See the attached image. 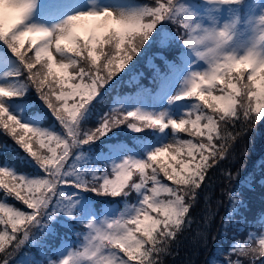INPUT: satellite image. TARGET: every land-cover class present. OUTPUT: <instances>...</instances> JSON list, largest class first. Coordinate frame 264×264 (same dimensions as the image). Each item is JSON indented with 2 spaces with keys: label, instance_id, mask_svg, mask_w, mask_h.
Instances as JSON below:
<instances>
[{
  "label": "snow or ice",
  "instance_id": "1",
  "mask_svg": "<svg viewBox=\"0 0 264 264\" xmlns=\"http://www.w3.org/2000/svg\"><path fill=\"white\" fill-rule=\"evenodd\" d=\"M161 3L169 11H162L151 20L144 19L142 13L135 19L136 28L127 26V22L122 24L113 10L104 9L73 16L66 26L54 33L35 26L21 27L32 12L35 0H0V41L27 71L26 84L35 88L66 132L62 138L21 123L9 113L4 101L20 98L23 93L0 86V129L14 139L46 174L43 178L33 179L0 168V192L5 200L14 197L32 210L28 213L0 201V225L3 226L0 228V254L4 256L0 264H9L13 251L25 244L33 228L38 225L46 228L48 223L45 220L51 222L60 213L70 219H79L76 198L61 190L65 185L103 197H127L131 190H135L141 200L118 218L106 220L102 225L95 221L85 223L89 231L83 238L84 246L63 259L62 264H158L157 256L166 250L165 245L185 224L190 207L185 198L191 195L195 199L196 190L213 166L211 162L225 158L229 137L221 135L220 122L239 119L237 106L243 109L246 119L264 120V96L260 91L251 87L255 95L247 104H241L237 99V103L222 110L219 98L231 93L229 81L208 73L203 79H194L186 92L177 97L179 100L196 98L202 102L197 103L185 118L177 121L166 119L164 114L153 116L140 112H129L120 118L117 114L105 118L94 131L81 137V123L92 102L101 94L100 90L140 54L164 21L181 25L182 17L171 8L169 0ZM172 4H177V0H172ZM144 8L156 9L157 6ZM81 31L86 35H81ZM26 40L30 44L27 49L24 48ZM38 41L42 42L38 44ZM106 45L110 46L107 50ZM33 47L34 56L28 57ZM53 47L60 57L58 61L53 55ZM101 58L103 63H100ZM214 91L219 94H213ZM129 117L137 121L128 124L135 132L157 127L164 132L171 127L187 131L189 136L199 138L198 142L176 140L174 144L151 152L146 160L126 159L112 169L115 179H110L107 173L102 176L93 173L88 179L81 171L66 169L73 149L96 142L126 123ZM216 140L224 142L217 146ZM182 153H186V157L178 159ZM165 156L168 161L161 159ZM134 172L140 175V182L129 184ZM161 172L177 187L161 184L158 179ZM150 183L153 187L148 188ZM162 193L167 194V200L159 198ZM152 212L157 215L153 217ZM18 233H22V239L18 238ZM259 243L260 248L251 251L264 257V238ZM240 251L246 250L241 246ZM121 252L123 256L119 255Z\"/></svg>",
  "mask_w": 264,
  "mask_h": 264
},
{
  "label": "trees",
  "instance_id": "2",
  "mask_svg": "<svg viewBox=\"0 0 264 264\" xmlns=\"http://www.w3.org/2000/svg\"><path fill=\"white\" fill-rule=\"evenodd\" d=\"M151 7L158 6L157 0H145ZM162 2V0H160ZM200 7L206 11L211 3L205 0L204 3L199 4ZM171 21V20H170ZM163 24H167V29H163ZM164 30H167L164 32ZM183 27L179 23L164 21L158 29L152 34V37L146 42L144 48L141 50L142 55L138 57L137 62L132 66L133 69L116 74L108 85L101 89V94L90 105L82 123H81V137L89 131H94L101 125L103 120L113 115H119L123 118L127 115L124 109L113 110V103L117 96L133 95L141 86L150 85L152 70L150 69V61L146 56L159 50L160 39L162 40L163 32L168 37L178 39L180 36L182 42L187 38V33L184 32ZM178 35H177V33ZM184 43V42H183ZM30 44H25L27 49ZM0 47L8 50L13 56L7 45L0 41ZM33 50V49H32ZM23 51V50H22ZM173 51H176L174 49ZM28 57H33L34 52H28ZM168 58V54H166ZM15 57V56H14ZM27 58V57H26ZM43 63V61H42ZM102 63V62H100ZM146 63L149 65L147 66ZM40 65H37L39 68ZM139 71L138 80H135V74ZM35 71V69H34ZM129 72V73H128ZM120 75V76H119ZM24 79H27V71L24 70ZM154 82V81H153ZM245 82L247 80L245 79ZM23 101H35L34 95H39L34 87H28L26 92H23ZM20 100V98H17ZM38 100L43 104L45 109L36 106L31 112L38 113L42 116L43 124L47 126L55 125L57 129L61 126L52 112L49 114L46 110L49 108L45 102L38 96ZM54 121V122H53ZM234 122V138L236 142L241 139L237 151L243 155V161L236 155L229 157L228 153L225 160L215 161V166L207 171L206 178L202 182L201 187L196 190L195 199L191 195L185 198L186 203L190 205L189 212L185 217V224L177 233L174 239H170L165 245V251L157 256L158 264H249V261L243 260L244 251H240L241 247L235 244L236 240L230 239L234 233H239L243 238L240 244L247 250L249 242L245 241L247 238V230L251 228V221L255 216V210L258 207L259 199L252 196L255 193L249 190L245 172L249 166H254L263 157L264 151V136L259 138L252 133L249 136L250 145L247 147V137L245 131L247 130V123L245 118L232 120ZM137 121L129 117L128 121L120 127L112 129L108 135L93 142L89 145H83L72 150L70 157L65 165L67 170H78L83 172L88 179H91L94 170L97 169L99 156L101 153L110 151L109 143L126 142L131 145L133 140L137 139H153L160 131L157 128H145L142 132H135L128 126L129 123H136ZM220 122V129L222 135L229 137V121ZM63 129V127H62ZM64 130V129H63ZM179 131V130H178ZM184 138L189 135L187 131H180L179 133ZM0 160H8L11 163H16L19 171L27 172L33 176H45L44 172L34 159H26L19 150L20 145L14 139L6 135L4 131L0 130ZM140 137V138H138ZM195 142L199 138L189 136ZM229 145V139L227 141ZM18 146V148H17ZM246 148V149H245ZM44 151H47L45 148ZM59 152V150H57ZM29 155V154H28ZM186 157V153L184 155ZM29 157H31L29 155ZM79 157V159H77ZM164 160V158H161ZM254 160V161H253ZM165 161V160H164ZM253 161V162H252ZM241 162V169L239 163ZM167 180V179H166ZM132 182L139 183L140 175L135 174L129 184ZM71 186H62L63 191L72 190ZM128 190V189H126ZM89 197L95 199L98 209H102L104 204L109 207H120L124 202L134 204L138 201L139 195L135 190H131L127 197H103L98 196L93 192H85ZM5 200L4 194L0 192V200ZM135 200V201H134ZM7 202L18 209L31 212L21 201L15 200L14 197H7ZM106 207V206H105ZM107 209V208H106ZM48 226L39 225L32 229V237L28 244L21 246L19 249L13 251L12 258L9 259V264H51L50 257L55 258L57 251L65 241L73 238V220L67 219V216L60 213L51 222H47ZM75 226L77 221L74 222ZM41 226V227H40ZM2 228V225H0ZM75 228V227H74ZM12 251V248H9ZM249 254L244 256L249 257ZM251 257V256H250ZM3 260V259H2ZM0 260V261H2Z\"/></svg>",
  "mask_w": 264,
  "mask_h": 264
},
{
  "label": "rangeland",
  "instance_id": "3",
  "mask_svg": "<svg viewBox=\"0 0 264 264\" xmlns=\"http://www.w3.org/2000/svg\"><path fill=\"white\" fill-rule=\"evenodd\" d=\"M46 3V6L41 9V3ZM256 4V5H255ZM255 4L249 3L247 6L240 7L237 4L232 5H221L216 6L212 4L206 11L196 8L193 5H188V10L191 13H195L196 19L193 21V23H200L205 27H212L213 25L222 27L225 22H228L232 20L234 17L239 16L242 23L240 25V31L237 35L235 46H239L242 43L247 42V40L251 37L252 33L251 31L246 34V22L247 21H254L256 18L260 16H264V0H255ZM146 6L151 7L148 3H146L144 0L135 1V0H35V6L30 13L29 17L25 20L24 24L21 26L23 27H39L43 29H47L51 32H58V30L61 27L66 26L67 21L76 15L80 14H86L89 11H102L104 9L108 10H114L117 12H127V11H134L142 9ZM186 32V31H184ZM81 35H86L83 31L80 33ZM168 38L165 37L163 41L161 42L162 45H167ZM161 41V39H160ZM42 41H38V44ZM28 44L27 40L26 43ZM38 46V45H37ZM110 47L108 45L105 46V50ZM53 55L57 59V61L60 59L58 54L55 53L54 47L52 49ZM32 52H35V47H33ZM11 53L8 51L5 53L4 51H0V86L9 87L19 92H26L28 89V85L26 84V79L23 78V68L19 62V60L14 56H9ZM142 55V51L140 54L136 57H134L133 61L130 62L126 68L122 71L125 72L126 70L130 72L131 69H133L134 63L137 62L138 57ZM191 55V54H190ZM160 57H163L162 55H158ZM151 61V60H149ZM82 62V60H81ZM103 63V58H101V61ZM134 64V65H133ZM133 65V66H132ZM174 71V78H170V83H167L164 85V90L168 91L167 95L165 97H154L152 94H150L147 90H140L137 91L133 95H124V96H117L115 99V102L113 103V110H121L124 109L126 113L129 112H140L144 114H151L153 116H160L161 114L165 115L166 119H174V120H180L185 118L187 113H190L193 111L194 106L197 103H202L201 101L197 100L196 98L191 99H184L179 100L177 99L178 96H182L186 90H187V84L186 81L189 78L190 74L193 72H206L208 70V65L204 61L198 60V58L194 55L192 62L186 67H181L180 70L176 69V66L173 65ZM126 71V72H127ZM128 72V73H129ZM118 72L117 74H119ZM135 74V80H137V73ZM120 76V75H119ZM114 76L113 78H115ZM112 78V79H113ZM247 80V78L245 77ZM255 90V89H254ZM213 94H219L214 91ZM24 95V94H23ZM40 96V95H38ZM38 96L34 95L35 101L28 100L23 101V96L20 97V100L17 98H13L11 100H5L4 103L7 106L9 113L11 115H14L21 121V123L28 124L33 127H37L41 130H47L51 133H55L57 135H60L62 138L65 137L66 132L62 129V126L60 129H57L55 125L53 126H47L43 123V118L40 114L31 112L32 109H34L36 106H39L45 109L43 104L38 100ZM240 99L239 97L237 98ZM255 104V100L253 101V105ZM237 110L239 112V116L243 117V109L239 108L237 106ZM49 114H51L50 110H46ZM207 112L211 113L210 109H206ZM255 114L253 113V116ZM194 118V117H193ZM247 123V130L245 131L246 137H247V147L250 145L249 136L252 133L253 135L262 138L264 136V120H261L259 122H255L251 119H246ZM229 121V157L236 155L240 158L241 161H243V155L249 156V154H245L242 152L239 153L237 151L238 144L241 139H238L236 142L234 138V131L236 130V127H234V122L232 119L226 120ZM54 122V121H53ZM226 122V123H227ZM60 124V123H59ZM221 127V126H220ZM3 131V129H0ZM132 130V129H131ZM223 131V129H222ZM221 131V135H222ZM180 131L173 130L171 127L164 130V132H160L155 139H141L139 141V151H136L132 147H130L127 143H118L111 145V152L106 153L102 155L103 160H108L107 163L113 169L116 165L122 163L126 159H134V160H146L148 155L155 151L158 148H162L167 144H174L176 140H192L194 143L193 138H190L189 135L185 136V138L179 134ZM2 140L0 136V141ZM217 146H219L224 141L216 140L214 141ZM18 148V146H17ZM245 148V149H246ZM19 150L21 152L24 151V149L20 146ZM225 158L222 160L226 159ZM185 153H182L180 158H185ZM23 157L26 159H33L32 157H29L28 154H23ZM165 161H168V157H163ZM220 160V161H222ZM254 161V160H253ZM252 161V162H253ZM211 163L215 166V161H212ZM244 166H241V162L239 163V168L241 169ZM0 168H6L9 170H12L18 175H22L28 178H43L45 176H38V175H31L27 174V172L19 171L16 163H11L8 160L1 161L0 160ZM150 169L148 172L150 173ZM95 174L104 175L105 173L102 172L100 168H97L94 170ZM247 176H253L250 179V182L248 184L250 186L253 185V182L256 181L259 178V171L256 167V164L254 166H249L247 171ZM134 176V174H133ZM110 179H115L116 177H110ZM158 179L160 180L161 184L166 185L168 187L175 188L177 185H175L172 181H169L164 175L163 172L160 173L158 176ZM167 179V180H166ZM159 185H157L158 187ZM148 188L153 187V185L150 183ZM67 195H71L76 198L77 201V209L79 212V219L77 228L73 227V238H70L68 242H65L62 246L59 247L57 252V258L54 259L53 264H62L63 259L70 256L74 251L81 250L84 246V236L88 234V229L86 227L85 223L95 221L98 224H104L106 220H112L119 217V215L122 212H125L126 209L134 204H130L128 202H125L124 206L121 208V205L118 208H111L108 209L106 212H103L101 215L97 212H95L93 205L95 206L96 200L89 197L85 192H80L78 190L72 189L67 190L65 192ZM252 196L258 198V193L255 191V193L252 194ZM162 200H167L168 196L167 194H161L159 196ZM259 199V198H258ZM6 202L9 206H12L9 202L6 200H0ZM140 201L137 202V205ZM17 208V207H15ZM121 208V209H120ZM20 210V209H19ZM22 211V210H21ZM30 213V212H29ZM259 213V202L258 207L255 210V218L257 217ZM153 217L157 215V213L152 212L150 213ZM162 216V213L160 214ZM260 222L262 223L261 226V237L258 236L256 240L258 242L261 238H264V217L261 218ZM3 227V226H2ZM42 229H45L43 227ZM238 234L234 233L230 237L232 240H236L235 244L238 247H241V244H237L238 242ZM18 238L22 239V233H18ZM75 235V238H74ZM15 242H13L14 244ZM254 244V243H253ZM7 246V242H6ZM243 248L244 245L242 246ZM10 248V247H9ZM244 256L249 254V251H244ZM120 256H123L124 254L121 252L119 253ZM12 258V256L10 257ZM9 258V259H10ZM126 259V257H124ZM4 259L3 254H0V260ZM249 264H253L250 262ZM261 264H264V260Z\"/></svg>",
  "mask_w": 264,
  "mask_h": 264
},
{
  "label": "clouds",
  "instance_id": "4",
  "mask_svg": "<svg viewBox=\"0 0 264 264\" xmlns=\"http://www.w3.org/2000/svg\"><path fill=\"white\" fill-rule=\"evenodd\" d=\"M208 2L221 6L241 4L243 0H227V2L225 0H208ZM157 4L156 9L142 8L127 12L113 10V12L121 18L122 24L127 22V26L136 28L135 19L142 13L145 14L144 19L151 20L158 13L169 11L164 8L160 0H157ZM169 4L182 17L179 22L187 33V38L183 40L185 47L192 51L198 60L204 61L208 65L206 72L191 73L186 81L187 86L196 78L203 79L208 73H215L217 76L225 78L229 81L228 87L231 89V93L219 98L222 110L237 103V97L240 98L241 104H247L255 95L251 91L253 86L264 96V16L247 22L252 35L247 42L235 46L242 23L239 16L225 22L222 27L216 25L205 27L200 23H193L197 14L189 12L187 8L177 7V4H172V0H169ZM245 73H247V83H245Z\"/></svg>",
  "mask_w": 264,
  "mask_h": 264
},
{
  "label": "water",
  "instance_id": "5",
  "mask_svg": "<svg viewBox=\"0 0 264 264\" xmlns=\"http://www.w3.org/2000/svg\"><path fill=\"white\" fill-rule=\"evenodd\" d=\"M27 241H28V240H27ZM27 241H26V242H27Z\"/></svg>",
  "mask_w": 264,
  "mask_h": 264
}]
</instances>
